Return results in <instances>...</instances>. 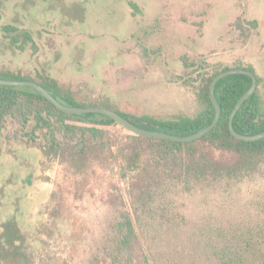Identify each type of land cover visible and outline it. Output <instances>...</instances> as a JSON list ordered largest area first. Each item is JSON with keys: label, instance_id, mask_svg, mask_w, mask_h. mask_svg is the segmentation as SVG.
<instances>
[{"label": "rangeland", "instance_id": "obj_1", "mask_svg": "<svg viewBox=\"0 0 264 264\" xmlns=\"http://www.w3.org/2000/svg\"><path fill=\"white\" fill-rule=\"evenodd\" d=\"M241 18L258 27L240 30ZM5 25L37 48L13 46ZM184 58L212 74L255 73L264 100V0H0V69L50 76L82 101L194 117ZM91 126H0V264H112L126 219L154 264H218L264 226V154L205 143L211 167L197 176L188 150L157 147L133 164L128 130L101 127L97 139L81 130Z\"/></svg>", "mask_w": 264, "mask_h": 264}, {"label": "trees", "instance_id": "obj_2", "mask_svg": "<svg viewBox=\"0 0 264 264\" xmlns=\"http://www.w3.org/2000/svg\"><path fill=\"white\" fill-rule=\"evenodd\" d=\"M135 13L140 12L139 6L130 2ZM247 26L256 29L257 21H248L241 18L237 27L244 30ZM11 44L21 51L26 45L32 43L36 49L33 37L28 31H20L12 25L3 27ZM187 68L193 69L186 77L185 84L198 89V96L202 110L194 117L175 115L168 118H158L149 114L134 115L121 111L117 105L110 102H93L79 100L73 91L61 85L56 79L38 73V78H32L22 73L3 71L0 69V78L15 81H33L42 85L58 101L70 107L79 108H104L117 112L134 125L150 131L168 133L178 137H187L198 133L210 126L216 116V108L211 98V85L214 79L225 71L210 73L204 64L190 63L184 58ZM255 74V73H254ZM256 75V74H255ZM257 77V75H256ZM258 85L262 79L257 77ZM252 79L246 75H232L221 80L216 86V97L222 109V118L218 125L202 139L192 143H177L168 140L146 138L130 135L132 139L129 145L131 161L136 164L147 150L157 147L182 152L188 150L194 157L191 170L197 176L208 173L211 164L207 155H202L203 145H213L222 151L236 154L258 157L264 154V139L256 142H245L236 139L230 131L229 121L231 114L239 100L249 91ZM7 118L19 121L27 127L31 121H35L39 127H50L51 120L65 124L66 120H76L89 123L92 126L82 128L89 131L94 138H103L107 132L101 127H110L117 123L109 117L98 114L68 115L54 106L37 90L30 87L0 86V126L2 127ZM235 130L243 135H257L264 132V100L259 95L257 88L255 94L242 106L234 120ZM68 128H73L68 126ZM198 154L201 157L196 158ZM230 174H236V170H228ZM116 234L119 237L113 239V246L109 248V258L112 251H116L112 264H154L146 251L132 222L128 219L116 226ZM245 244V246L240 245ZM234 248L223 252L218 264H264V226L255 230L254 235L244 243H236ZM124 260H120V259Z\"/></svg>", "mask_w": 264, "mask_h": 264}, {"label": "water", "instance_id": "obj_3", "mask_svg": "<svg viewBox=\"0 0 264 264\" xmlns=\"http://www.w3.org/2000/svg\"><path fill=\"white\" fill-rule=\"evenodd\" d=\"M232 75H246L249 76L252 79V86L249 89V91L239 100L236 107L234 108L230 121H229V127L230 131L232 132L233 136L240 140L245 142H256L264 139V132L257 134V135H243L238 133L235 130L234 127V120L237 116L238 112L241 110L242 106L255 94L257 88H258V80L254 73L247 71V70H229L221 73L218 75L211 85V98L216 108V116L213 121V123L208 126L207 128L199 131L196 134H193L191 136L187 137H178L175 135H171L168 133H162L157 131H150L147 129L140 128L133 123H131L129 120L125 119L123 116L118 114L115 111L104 109V108H79V107H70L67 105H64L60 101H58L49 91H47L42 85L39 83L33 82V81H15V80H6L0 78V86H11V87H30L35 90H37L39 93H41L46 99H48L54 106H56L58 109H60L62 112L68 114V115H87V114H98V115H104L106 117L111 118L114 120L118 125L122 126L126 130H128L131 134L146 138H153V139H160V140H168L172 142L177 143H192L195 141H198L208 135L220 122L222 118V109L219 105V102L216 97V86L217 84L223 80L224 78H227Z\"/></svg>", "mask_w": 264, "mask_h": 264}]
</instances>
